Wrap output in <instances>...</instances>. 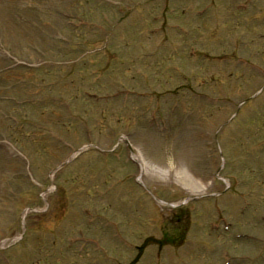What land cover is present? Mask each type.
Returning a JSON list of instances; mask_svg holds the SVG:
<instances>
[{"label":"rangeland","instance_id":"374dc122","mask_svg":"<svg viewBox=\"0 0 264 264\" xmlns=\"http://www.w3.org/2000/svg\"><path fill=\"white\" fill-rule=\"evenodd\" d=\"M160 2L0 0V264H264V0Z\"/></svg>","mask_w":264,"mask_h":264},{"label":"bare ground","instance_id":"6f19581e","mask_svg":"<svg viewBox=\"0 0 264 264\" xmlns=\"http://www.w3.org/2000/svg\"><path fill=\"white\" fill-rule=\"evenodd\" d=\"M169 168H170V170L173 169L172 166H170ZM157 173H158V172H156V174H157ZM184 176H185V171H184V173H182V175H181L180 178H182V177H184ZM187 176H188V175H187ZM187 176H185L186 181L189 183V185H193V184L195 183L194 179L191 178V177H189V176L187 177Z\"/></svg>","mask_w":264,"mask_h":264}]
</instances>
